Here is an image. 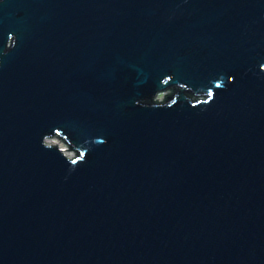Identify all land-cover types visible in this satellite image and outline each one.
Masks as SVG:
<instances>
[{"label": "water", "instance_id": "1", "mask_svg": "<svg viewBox=\"0 0 264 264\" xmlns=\"http://www.w3.org/2000/svg\"><path fill=\"white\" fill-rule=\"evenodd\" d=\"M0 264H264V0H0Z\"/></svg>", "mask_w": 264, "mask_h": 264}, {"label": "rangeland", "instance_id": "2", "mask_svg": "<svg viewBox=\"0 0 264 264\" xmlns=\"http://www.w3.org/2000/svg\"><path fill=\"white\" fill-rule=\"evenodd\" d=\"M162 98V97H161ZM50 144H54V145H57V146H60L61 148H63V149H66L67 148V146L65 145V144H63L60 140H58V139H53L52 141H50ZM66 154L68 155V156H72V153H71V151L68 149V150H66Z\"/></svg>", "mask_w": 264, "mask_h": 264}, {"label": "flooded vegetation", "instance_id": "3", "mask_svg": "<svg viewBox=\"0 0 264 264\" xmlns=\"http://www.w3.org/2000/svg\"><path fill=\"white\" fill-rule=\"evenodd\" d=\"M173 90L172 89H170V90H168V92L167 93H170V92H172Z\"/></svg>", "mask_w": 264, "mask_h": 264}, {"label": "trees", "instance_id": "4", "mask_svg": "<svg viewBox=\"0 0 264 264\" xmlns=\"http://www.w3.org/2000/svg\"><path fill=\"white\" fill-rule=\"evenodd\" d=\"M172 92H173V91H172ZM172 92H170V93H172ZM166 96H167V94H166ZM193 99L196 100L197 98H196V97H193Z\"/></svg>", "mask_w": 264, "mask_h": 264}]
</instances>
